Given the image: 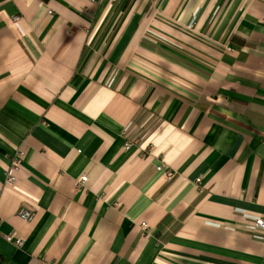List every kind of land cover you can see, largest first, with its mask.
I'll use <instances>...</instances> for the list:
<instances>
[{"label":"crops","instance_id":"0c3cea01","mask_svg":"<svg viewBox=\"0 0 264 264\" xmlns=\"http://www.w3.org/2000/svg\"><path fill=\"white\" fill-rule=\"evenodd\" d=\"M114 1L0 0V261L264 264V0Z\"/></svg>","mask_w":264,"mask_h":264},{"label":"built area","instance_id":"2783aa9c","mask_svg":"<svg viewBox=\"0 0 264 264\" xmlns=\"http://www.w3.org/2000/svg\"><path fill=\"white\" fill-rule=\"evenodd\" d=\"M50 13H52V11H50ZM20 20V17L16 16L14 17V21L18 22ZM126 136H129V134H127ZM137 143L136 140L134 139H130L126 137V141H125V148L126 150H131L135 144ZM23 150L19 149V151L17 152V154L15 155V157L13 156L12 160H11V164L9 166V168L6 170V184L8 186H12L14 187L17 182H18V173L20 171V169L22 168V161H23ZM162 167H159L158 169H161ZM88 177L84 176L82 177L78 184L77 187L78 189H81L84 184L86 183ZM197 183L199 185V191L202 192L201 189V184H202V179L201 177L197 179ZM34 210L26 207L24 205V207H20L19 211H18V216L21 217L22 219H24L25 221L31 222L35 219L36 214L33 212ZM142 226L144 228H147L148 225L147 223H142ZM255 226L262 232L264 233V218H258L255 221ZM8 239H10L11 241H14V243L18 246V247H23L24 245V239L21 237H18L16 235V233H12L11 235H8ZM0 264H4L0 261Z\"/></svg>","mask_w":264,"mask_h":264},{"label":"rangeland","instance_id":"374dc122","mask_svg":"<svg viewBox=\"0 0 264 264\" xmlns=\"http://www.w3.org/2000/svg\"><path fill=\"white\" fill-rule=\"evenodd\" d=\"M127 3H128V0H115L114 1V6H113V8L114 9H116V12H115V14L112 16V18H111V20H106V24H105V28L104 29H106L105 31H104V34L103 35H98L97 37L95 36V38H98L97 40L99 41V42H101V41H104V42H108L109 41V39L111 38V33H112V28H114L113 26H114V22L116 21L117 23L120 21V19L121 18H119V14L121 13V11L123 12L124 11V9L126 8V6H127ZM117 17H118V19H117ZM150 36H146V39L149 41V42H147L148 43V45H151V46H153L155 49H157L158 51H160V47L161 46H168L167 44H166V42H165V40H163L162 42L160 41V40H156L157 38H159V39H161V37H157L156 39H155V41L154 42H152L151 43V40L153 39V38H149ZM230 49V48H229ZM161 50H164V48H162ZM165 51V50H164ZM160 53H161V51H160ZM165 53H166V51H165ZM176 55L177 54H175V53H171L170 52V54H169V56H171V57H173V58H176ZM19 151V149L16 151V153H15V155L17 154V152ZM15 155H14V157H15ZM24 156H25V153L23 152V160H24ZM23 162V161H22ZM23 164V163H22ZM168 175H169V172H168ZM170 176V175H169ZM201 179H202V177H201ZM18 180H19V178H18ZM16 186V185H15ZM14 186V187H15ZM201 189H202V192H204V188L202 187V185H201ZM20 207H24V204H22ZM20 209V208H19ZM33 210V209H32ZM19 211V210H18ZM34 213H35V211H33ZM36 214V213H35ZM21 218V217H20ZM22 219V218H21ZM24 220V219H23ZM143 227V226H142Z\"/></svg>","mask_w":264,"mask_h":264},{"label":"bare ground","instance_id":"6f19581e","mask_svg":"<svg viewBox=\"0 0 264 264\" xmlns=\"http://www.w3.org/2000/svg\"><path fill=\"white\" fill-rule=\"evenodd\" d=\"M163 168H161L160 170H162ZM258 219V218H257ZM256 227V226H255ZM256 230H258L259 232H261L257 227L255 228ZM264 229V228H263Z\"/></svg>","mask_w":264,"mask_h":264}]
</instances>
